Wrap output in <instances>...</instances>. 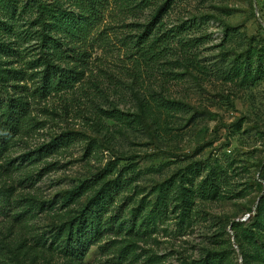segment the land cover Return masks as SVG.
<instances>
[{"label":"rangeland","instance_id":"374dc122","mask_svg":"<svg viewBox=\"0 0 264 264\" xmlns=\"http://www.w3.org/2000/svg\"><path fill=\"white\" fill-rule=\"evenodd\" d=\"M162 3L107 0L82 78L44 98L14 87L30 90L35 80L8 78L38 50L34 13L9 18L0 8V45L30 52L23 60L0 51V99L27 107L0 159V264H208L213 254L216 264H264L256 219L264 72L249 78L243 66L258 55L264 62V0H172L158 14ZM153 15L154 33L180 28L155 60L141 58L134 42ZM111 108L134 120L107 117ZM66 130L73 135L66 146L25 158ZM115 159L104 177L120 182L105 214L115 226L71 260L54 232L79 214L94 186L66 201L65 194ZM216 170L215 193L201 194L202 179Z\"/></svg>","mask_w":264,"mask_h":264},{"label":"trees","instance_id":"16d2710c","mask_svg":"<svg viewBox=\"0 0 264 264\" xmlns=\"http://www.w3.org/2000/svg\"><path fill=\"white\" fill-rule=\"evenodd\" d=\"M172 0H164L158 9L165 8ZM107 0H26L24 4L19 5L15 0H0L2 14L13 18L16 13L25 11L27 14H33L30 23L35 22L37 28L34 30L37 38L38 50L25 60L23 68L10 71L9 79L21 81L25 78L35 80L33 87H22L15 84L18 92L23 90L30 91V94L37 98H44L52 92H59L72 88L79 81L83 74L84 66L89 54L87 52L88 39L94 27L102 18V10ZM66 4V5H65ZM144 24V29L137 34L135 39L136 52L141 58H159L157 55L163 50L170 48L174 37L180 32L179 26L176 29L170 28L159 33H154L151 27L153 19ZM186 22V21H184ZM12 27V24H10ZM184 28V25H180ZM150 30V31H149ZM148 32V33H147ZM31 34V31L28 32ZM176 39L175 41H180ZM182 45H185L182 43ZM0 51L8 56H16L24 60V54L30 53L15 49L6 44L0 45ZM258 61L252 65L253 59H248L244 64V73L249 78L259 76L264 72V62L261 55L257 56ZM73 62V63H72ZM28 68L32 71L27 73ZM243 73V74H244ZM229 79L232 77L228 76ZM20 90V91H19ZM166 108H176L174 101L165 100ZM105 115L116 120H130L128 113L118 109L111 108L104 111ZM27 114V107L17 99H0V159L3 157L9 140L14 136L22 125L23 119ZM158 116L155 117L157 127L161 130ZM71 131H63L53 137L48 143L40 145L31 151L24 153L25 158L33 159L34 156H47L52 154L58 148L66 146L72 139ZM117 159L108 161L99 171L92 174L86 180L67 191L64 201L79 195L81 192L94 186L92 194L88 197L85 206L79 214L70 218L54 232L55 237L60 238L58 250L71 260L82 259L88 251L91 244L102 238L105 230L115 226V221L111 217H105L109 207L114 201L116 191L120 188V182H110L104 180L116 166ZM218 170L213 174L206 175L200 183L201 194L215 193L216 186L220 182ZM1 174V171H0ZM100 182L99 186L96 185ZM264 196H261L257 202L259 215L257 221L264 226ZM187 202H190L187 199ZM162 207H158L161 215ZM261 212V213H260ZM65 235L62 236V232ZM262 261L264 262V245L258 250ZM221 258L213 254L207 260L208 264L219 263Z\"/></svg>","mask_w":264,"mask_h":264}]
</instances>
